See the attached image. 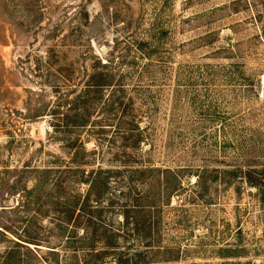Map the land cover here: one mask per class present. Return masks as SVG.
Segmentation results:
<instances>
[{"label": "rangeland", "instance_id": "obj_1", "mask_svg": "<svg viewBox=\"0 0 264 264\" xmlns=\"http://www.w3.org/2000/svg\"><path fill=\"white\" fill-rule=\"evenodd\" d=\"M150 226L137 260L264 264V0H0V264H115Z\"/></svg>", "mask_w": 264, "mask_h": 264}, {"label": "trees", "instance_id": "obj_2", "mask_svg": "<svg viewBox=\"0 0 264 264\" xmlns=\"http://www.w3.org/2000/svg\"><path fill=\"white\" fill-rule=\"evenodd\" d=\"M106 59L107 62L111 63L113 61H115L116 59V55L115 52H110L108 51L107 55L104 57ZM106 65L101 66L102 72L100 74L95 75L92 79V83L95 86V88L102 90L105 89L106 87L109 86L108 82V75H106L104 73V69L106 68ZM141 142V140H137L136 145H139ZM102 174V173H101ZM101 174L99 173L98 175H96L95 177H93V174L90 175V181L89 183L92 184V191H90L86 202L84 204V207L82 208V212H86L87 211V207H88V203L90 201V199L93 197V199H95L96 202H100L107 194H108V188L106 186L107 184V180H104L103 182L101 181L102 179L100 178ZM96 189V192L95 190ZM147 207V206H145ZM91 219V218H90ZM127 220L129 219V216H127L126 218ZM128 223V221H127ZM4 230H6L7 232L10 231L9 228H5ZM158 232L156 234H153V227L150 226L147 230V233L144 235V239L147 240L149 239V241L152 243L148 246V248H146L145 252H136L135 255L132 258H128L127 256H125L122 253L116 254L114 249L118 248L116 244H114L113 242L108 243L106 245L107 247V252H103L101 255H99L100 257H98L100 259V261L102 262L104 257L107 256H114V258H116L115 260V264H156L155 262H160V264H173L176 262V260H172V259H166V258H162L161 261H156V260H151V258L149 260H137L140 259L143 256H148V250L149 249H155L157 243H159V240L156 242L155 244V248L153 246V242L155 237L158 239ZM118 237H120V235L118 234ZM116 243V242H115ZM116 256V257H115Z\"/></svg>", "mask_w": 264, "mask_h": 264}, {"label": "water", "instance_id": "obj_3", "mask_svg": "<svg viewBox=\"0 0 264 264\" xmlns=\"http://www.w3.org/2000/svg\"><path fill=\"white\" fill-rule=\"evenodd\" d=\"M100 51H101V54L105 57L107 55V53H108L109 50L106 47H102L100 49ZM39 134H40V129H38V130L35 131V135L36 136L39 135ZM12 204H14V201H13ZM5 205H8V207H9L10 206V203H5Z\"/></svg>", "mask_w": 264, "mask_h": 264}]
</instances>
